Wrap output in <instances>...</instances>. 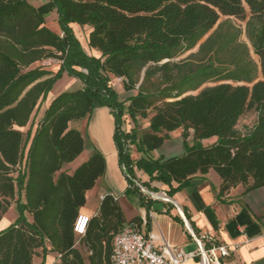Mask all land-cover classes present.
I'll list each match as a JSON object with an SVG mask.
<instances>
[{
	"label": "trees",
	"instance_id": "obj_1",
	"mask_svg": "<svg viewBox=\"0 0 264 264\" xmlns=\"http://www.w3.org/2000/svg\"><path fill=\"white\" fill-rule=\"evenodd\" d=\"M53 10L62 34L45 25ZM223 16L228 19L220 21ZM231 17L247 20L263 79L256 80L258 66ZM72 23L91 27L89 46L100 57L84 51ZM199 43L198 53L175 60ZM46 59L61 62L56 73L33 66ZM64 73L83 86L57 95L32 134L34 114ZM118 77L137 93L121 100L111 82ZM211 81L218 83L189 93ZM102 106L117 115L115 139L128 191L140 190L135 168L169 185L170 194L211 169L222 179L220 194L238 185L245 192L263 187L264 0H48L39 8L27 0H0V219L16 195L21 212L0 230V264H33L39 249L40 264L50 253L59 255L60 264H113L115 236L128 225L141 227L143 219L127 220L110 193L95 215L81 214L87 192L106 173L103 154L94 153L73 172L63 169L85 145L70 122ZM249 111L257 112V121L243 133L237 125ZM125 115L136 126L149 118V129L122 132ZM177 129L183 153L151 156ZM214 137L212 144L203 143ZM131 146L142 154L138 160ZM82 215L88 221L81 234L76 225Z\"/></svg>",
	"mask_w": 264,
	"mask_h": 264
},
{
	"label": "crops",
	"instance_id": "obj_2",
	"mask_svg": "<svg viewBox=\"0 0 264 264\" xmlns=\"http://www.w3.org/2000/svg\"><path fill=\"white\" fill-rule=\"evenodd\" d=\"M27 1L35 8H39L48 2V0ZM51 17L52 19H56L58 27H49V18ZM45 25L51 30L60 33L58 30L61 28L58 24V13L56 10L51 11L45 16ZM78 26L86 31V36L84 35L85 38L83 40L77 32ZM71 27L80 40L84 51L90 56L100 57L101 53L89 46L90 29L77 23H72ZM54 60L57 62L51 67L43 68L56 73L61 66V62L56 59ZM42 62L35 63L33 66H41ZM111 82L115 84L116 80L113 79ZM82 86L83 83L79 78L64 73L55 82L46 100L42 103L38 114L42 117L45 109L60 93L74 91ZM192 133L193 131H191L189 138L191 143ZM206 140H203V143ZM132 147L134 146H131V157L134 160H138L142 154L136 150L139 156L134 157ZM183 151L182 130L177 129L171 132V139L153 151L151 156L155 158L161 155L169 157L180 155ZM134 171V182L137 185L144 183L145 186L138 185L140 190L128 191L126 189L125 194L134 192L136 198L127 200L124 196L125 194L118 196L113 190H109L107 193L119 197V203L127 220H131L136 216H140L143 219L140 227L143 232L153 233L158 237L163 236L168 242L179 247L187 254L198 253L201 247L208 249L219 244H238V248L234 253L228 258L221 257V261L227 262V264H264V186L245 192L244 185H238L220 194L222 179L216 171L211 169L206 174L199 173L194 175L192 183L189 186L170 194L169 185L155 179H150V176L140 169L135 168ZM97 183L91 189L92 191L96 190ZM172 187H177V183L172 182ZM147 191L159 196L150 195ZM97 194L98 192L95 193V196ZM105 194H101L100 200ZM166 198L170 199V201L165 200ZM154 202H162L163 205L160 208H156ZM179 210L191 225L195 237L186 227ZM82 211L86 213L83 208ZM97 211L87 214L92 216ZM193 246H196V248L188 252L186 251V249ZM186 264H205V261L202 256H196Z\"/></svg>",
	"mask_w": 264,
	"mask_h": 264
},
{
	"label": "rangeland",
	"instance_id": "obj_3",
	"mask_svg": "<svg viewBox=\"0 0 264 264\" xmlns=\"http://www.w3.org/2000/svg\"><path fill=\"white\" fill-rule=\"evenodd\" d=\"M227 17H222L220 21L227 20ZM232 22L234 25L240 27L243 30V34L240 37V41L243 43H246L249 47L250 55L252 59L255 61V63L258 66L257 71V77L256 80L263 79L262 71H261V63L260 58L257 54L254 52V48L252 45L251 40L248 38L245 29L247 20H239L235 17H231ZM57 26L56 19L49 18V27ZM85 28L91 29L90 26H83ZM59 29V28H57ZM215 29V28H214ZM61 34V29L58 30ZM77 32L81 39L83 40L86 36V31L79 26L77 27ZM85 35V36H84ZM206 38V37H205ZM205 38L200 42L202 43ZM84 42V41H83ZM200 43L192 50L180 55L179 57L175 58L176 61H182L186 59L190 54L192 53H198L199 51V45ZM199 58H195L196 63H200L202 60H198ZM55 62L54 59H46V61H43L42 67H51ZM142 80V79H141ZM140 80V82H141ZM153 81H156V78L153 79ZM218 82H208L202 85L197 91L189 92L191 94H197L202 88L206 86H211L214 84H217ZM113 84V83H112ZM114 88L119 91L118 94L119 98L121 100H124L127 98V96L131 94H136L137 90H130L127 91L125 87L122 84H113ZM149 88H152V84L147 85ZM152 116V112L150 113V116ZM257 112L255 111H249L245 113L241 119L238 122L237 128L239 131L245 133L248 129L253 127V125L257 121ZM41 116L40 114H37L33 116L32 121L35 122V125L32 130V134H34L36 128H37V122L40 120ZM124 120L121 122L120 130L122 132L135 130L136 127L140 133L145 132L149 129V118H140L138 121V124H134L133 120L130 116L125 115ZM29 126L22 128V130L27 133L29 130ZM70 128H74L79 130L84 138V150L82 154L77 157L73 162L68 163L64 165L63 169L68 172H73L77 167H79L82 163L87 161L94 153L100 152L104 155L106 158L107 163V169L106 174L101 176L98 179V183L96 186V190H89L87 194V201L83 209L86 213H84L81 210V214H86L88 217L90 213H94L98 210L100 206V196L101 194H105L109 192V190H113L118 196H123L125 194L126 189L129 186L127 173L125 171V168L120 163L119 160V154H118V146L115 139V133L117 131V115L110 110L107 106L98 107L94 110V112L85 118L79 119V120H73L70 122ZM216 138H210L204 142L205 145L212 144ZM29 149V144L25 150V155L27 156V152ZM134 157H138L139 154L136 151L135 147H132ZM25 164V161H24ZM146 190V189H145ZM98 192L97 196H95V193ZM127 200H131L133 198H136V195L134 192H130L124 195ZM16 198L11 201L8 210L3 215V217L0 219V230L6 228L7 226L15 223L19 216L21 215L20 208L18 207V204L15 202ZM156 208L162 207V202H154ZM88 213V214H87ZM26 216L29 220H32V216L27 212ZM78 247L82 250V252L85 254V248L81 243H78ZM196 246L190 247L186 249V251H190L195 249ZM42 262V254L41 249L38 250V254L34 257L33 264H40ZM45 264H60L59 255L56 253H50L47 257V261Z\"/></svg>",
	"mask_w": 264,
	"mask_h": 264
},
{
	"label": "built area",
	"instance_id": "obj_4",
	"mask_svg": "<svg viewBox=\"0 0 264 264\" xmlns=\"http://www.w3.org/2000/svg\"><path fill=\"white\" fill-rule=\"evenodd\" d=\"M125 81L127 80L124 77H118L116 84H123ZM114 198L119 199L117 195H114ZM87 221L88 217L82 215L76 225V231L84 233ZM237 248L238 244H219L208 249L201 247L198 253L187 254L168 242L165 237L145 233L140 227L131 224L115 236L112 262L113 264H186L196 256H202L205 264H227L221 261V257H230Z\"/></svg>",
	"mask_w": 264,
	"mask_h": 264
},
{
	"label": "water",
	"instance_id": "obj_5",
	"mask_svg": "<svg viewBox=\"0 0 264 264\" xmlns=\"http://www.w3.org/2000/svg\"><path fill=\"white\" fill-rule=\"evenodd\" d=\"M138 185H139V184H138ZM139 186H140V185H139ZM147 193H149L150 195H153V194H151V193L148 192V191H147ZM153 196H154V195H153ZM165 200H169V201H170V199H168V198H166ZM179 212L181 213V216H182V218H183L184 221H185V225H186V227L190 230V232L192 233V235L195 237V234H194V231H193L191 225H190L189 222L186 220L185 216L182 215V212H181L180 210H179Z\"/></svg>",
	"mask_w": 264,
	"mask_h": 264
},
{
	"label": "bare ground",
	"instance_id": "obj_6",
	"mask_svg": "<svg viewBox=\"0 0 264 264\" xmlns=\"http://www.w3.org/2000/svg\"><path fill=\"white\" fill-rule=\"evenodd\" d=\"M156 197H158L159 195L158 194H154ZM86 217V216H85Z\"/></svg>",
	"mask_w": 264,
	"mask_h": 264
}]
</instances>
